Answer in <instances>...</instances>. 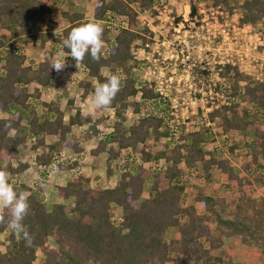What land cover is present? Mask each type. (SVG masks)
<instances>
[{
    "label": "trees",
    "instance_id": "1",
    "mask_svg": "<svg viewBox=\"0 0 264 264\" xmlns=\"http://www.w3.org/2000/svg\"><path fill=\"white\" fill-rule=\"evenodd\" d=\"M57 1L59 4H53L69 25L53 33L46 29L52 9L44 0H0V162L8 159L5 171L14 189L30 193V209L23 224L33 237V245L26 247L22 234L16 236L6 224H0V264H224L222 238L231 237L258 249L264 257V195L258 200L251 191L249 176L235 174L221 149L214 146L216 135L218 139L253 132V138L243 143L249 156L244 168L264 186V78L254 81L236 66H221L219 78L227 82L228 103L206 114L210 126L203 124L176 142L167 132V115L160 107L165 104L157 100L147 83L131 75L137 67L131 51L134 43L148 41L140 32L152 36L148 28L139 29L138 13L152 11L157 0H87L95 4L93 21L101 22L104 28V50L99 62L89 54L78 69L71 57L66 58L74 72L84 75L76 82L81 91L79 102L94 93L97 82H105L111 74L120 77V91L111 109H96L98 116L92 123L93 114L82 110L75 100H46L47 89L61 72L51 69L49 57L60 50L72 28L84 23L82 13L64 8V3L73 6L78 0ZM198 1L189 0L190 16L196 14ZM202 1L206 7L224 6L229 12L236 2ZM239 10L241 24L264 26V0H243ZM115 18L125 25L107 29L105 24ZM261 36L264 39V31ZM37 42L41 60L28 63L23 46ZM103 68L109 75H103ZM243 104L252 105L254 111L239 109ZM145 105L156 112L142 113ZM128 113L134 120L125 128ZM6 124L11 127L6 128ZM84 124H88V138L101 135L89 151L67 140L74 127ZM57 146L71 149L75 159H59L60 152L53 153ZM19 148L32 152L33 162L41 168L55 164L59 172L75 174L68 184L57 187V199L50 211L46 210L41 188V182L46 184L44 173L33 185L22 180L29 162L18 161ZM103 153L107 154V177L112 176L116 161H123L120 179L113 187L91 186L89 176L79 170L77 160L83 155L96 161ZM259 162L258 170L249 169ZM182 164L199 166V176L206 181L219 172L234 185L225 187L232 189L231 196L188 192ZM150 176L151 196L140 201ZM69 199L73 200L71 208L58 202ZM113 206L121 209L119 221L113 218ZM4 215L7 218L10 210ZM171 228L176 229L177 238L166 242Z\"/></svg>",
    "mask_w": 264,
    "mask_h": 264
},
{
    "label": "rangeland",
    "instance_id": "2",
    "mask_svg": "<svg viewBox=\"0 0 264 264\" xmlns=\"http://www.w3.org/2000/svg\"><path fill=\"white\" fill-rule=\"evenodd\" d=\"M243 0H236V2H233L230 7L233 8L231 12L224 6H220L223 13V17L226 15H232L234 11L237 13L240 12L239 5L242 3ZM162 3L167 6L168 12H170V15H183L185 13V10L187 9V5H189V0H157L156 3ZM79 3V2H78ZM77 2L72 6L68 3L64 4V7H70L71 11H77L80 13H83L84 16L87 18H90L92 14V10L94 9V2H88V6H83L80 3ZM203 3V1H202ZM208 8V7H207ZM214 10L215 7H214ZM53 15L50 17V21L47 22L49 24L46 25V29H50L53 32L59 33L61 29L66 27L67 22L63 21V19H60L58 14V7H53ZM56 13V15H55ZM148 19V18H147ZM230 20V19H228ZM93 21V19H88L86 22ZM54 22V25H53ZM107 26V29H114L116 27H122L125 25V22L122 21V19L115 18L112 19L109 23L105 24ZM154 25V24H153ZM253 32H257L260 35V32L264 31V26H261V24H256L252 27ZM57 30V31H56ZM158 36L159 33H156ZM49 45V44H48ZM231 46V47H229ZM233 43H229L226 47H223V51H227L229 54H232L234 52L232 49L234 48ZM218 47V46H217ZM206 49V46H204ZM225 48V49H224ZM227 48V49H226ZM240 51V46L238 47ZM23 49L27 55V62L28 63H36L40 59L39 54H41V51L39 49L38 43L33 44V46L29 45L28 50L26 46H23ZM221 49V47H219ZM104 50V48L102 49ZM208 54V53H207ZM256 57V61L251 64L252 69L257 70L259 73L262 74V77L264 78V51L261 47L256 50L254 53ZM209 62H211V57L209 54L207 55ZM137 67L134 68L131 72V75L136 78V80L142 84L143 78L142 75L144 73V70L146 69V65H142V63H139L138 60L133 59ZM67 62V59H66ZM167 65V64H166ZM165 65V66H166ZM215 68L214 71L206 72L203 75H198L195 70L192 69H185L181 70L182 68L179 67L176 71L177 74L173 75L172 77V84L170 85V88L167 90V95L169 96L165 100L160 98L159 95H157V100L162 101L165 105L161 104V109H164L166 115H167V132L168 134L172 135L174 137V141L177 142V139L181 136L186 135L187 133L194 132L198 130L203 124L210 126V124H206V117L207 113L211 110L217 109V105L227 104L229 101V95L230 92L227 90V82L223 81L219 78L221 70L218 68V64L213 65ZM194 71L192 73V71ZM168 69H165L163 72V75L167 78L169 75ZM103 75L107 76L109 75L108 69L104 68L102 70ZM247 75V74H245ZM255 75V73H254ZM83 73L81 72H74L71 67L66 63V67L64 70H62L57 76L54 83H52L47 89V95L46 100L50 99H61V97H64L65 99L69 100H75L77 103H80L79 100L81 98V91L78 89L76 82L81 80L83 78ZM248 76V75H247ZM249 79L254 80L252 76ZM179 80V83H178ZM199 80H202V83L199 82ZM255 81V80H254ZM247 82V81H245ZM243 82L242 84H245ZM196 85V86H195ZM226 86V87H225ZM59 88V89H58ZM150 88V87H149ZM217 88H220L217 90ZM226 88V89H225ZM150 89L153 90L154 93H156L151 87ZM82 110H84L86 113L93 114L92 115V123H94L96 119V109H93L91 107V103L89 101V97L87 99L80 103ZM247 109L248 111H254L252 105L243 104L240 105L239 109ZM148 112H156L151 106L145 105V107L142 109V113H148ZM37 113L40 115L41 111L38 110ZM98 116V115H97ZM134 120V116L131 114H127V119L124 122V127L127 128L131 125V123ZM96 124V122H95ZM105 126V125H104ZM212 131L215 132V127L213 128V125H211ZM80 128L78 130H75L73 136L69 135L68 139L76 141L80 140L78 138L80 135H82V131L86 132L87 128ZM97 129V128H96ZM100 130V129H97ZM96 130V131H97ZM104 130V129H103ZM100 134L96 136L93 134V136L90 137V141L87 142L86 150L89 151L93 147L97 145V141ZM253 132H239L235 134H228L224 137L218 138L216 135V143L214 144L215 147H218L223 152L224 158L228 160L230 166L232 167V170L235 174L241 177H248L252 183L251 191L256 195V197L261 198L264 195V186L263 184L258 181L257 179L252 178L250 175L246 173V170L244 166L246 165L249 156L248 154H245V149L243 146V143L253 138ZM75 137V138H74ZM78 138V139H77ZM237 145V146H236ZM231 148H233V153H231ZM21 149V156L18 161L20 162H29V168L22 174V180L28 185H33L35 183L39 182V175L41 173H44V177L42 180L46 182L47 192L48 195L45 196V207L47 211H50L51 206L55 202L56 196V189L59 186H65L68 184L75 176L72 172H59L57 171L55 174L50 175V166H47L46 168H41L39 166H35L34 160V154L32 152H27L26 150ZM41 152L43 150H40ZM45 152V151H43ZM60 152L59 159H68L72 160L75 159L72 158V150L66 149L60 146H57L53 153L56 155V153ZM236 154L238 156H236ZM107 157L106 153L101 154V159L94 161L93 158H90L88 155H83L82 158L78 159L79 163V170L80 173L86 177L89 176L90 179V185H94V183H98L101 185H106L108 187H113L117 184V182L120 179V166L123 165V161L118 159L113 167V174L112 179L110 177L106 176V162L105 158ZM8 163V159L4 158L0 162V168L5 170L6 165ZM262 162H259V164H254L249 167L250 170H258L260 168ZM181 171L183 174V179L186 181V183H189L187 185V191L193 192L194 194L198 193H209L214 196H223V197H230L231 196V190H227L226 185H232L227 181L225 176L217 172V175L213 174L211 176V179L209 181H206L204 178L199 176L200 169L199 166L195 165L192 168L187 167L186 165H181ZM157 173L156 171L152 172ZM94 177L96 179H94ZM264 178V177H263ZM264 180V179H263ZM152 184V178L151 176L146 179V182L143 187V191L140 197V201H143L151 196L150 192V186ZM234 186V185H232ZM72 199L69 200H58L59 203L66 205L67 207H72ZM196 210L198 213L202 212V208L199 204H195ZM112 214L113 218L116 221H119L121 219V209L118 207L113 206L112 207ZM177 238V231L175 228H171L167 231L165 241L169 242L170 240ZM0 239L2 240L3 237L0 235ZM51 246H53L52 243H50ZM220 255L223 258L224 264H237V263H243V264H264V257L260 254V251L256 248H249L246 245L242 244L240 239L237 238H222V248L220 251Z\"/></svg>",
    "mask_w": 264,
    "mask_h": 264
},
{
    "label": "built area",
    "instance_id": "3",
    "mask_svg": "<svg viewBox=\"0 0 264 264\" xmlns=\"http://www.w3.org/2000/svg\"><path fill=\"white\" fill-rule=\"evenodd\" d=\"M186 7L183 15H170L167 6L162 3L156 4L152 11L138 13L139 29L148 28L152 36L140 32L148 41L137 40L131 51L135 60L146 65L143 82L153 87L156 95L163 100L169 97L166 92L179 67L181 70H195L201 76L214 71L217 67L213 65L218 64L221 70V66L231 64L255 81L263 79L251 64L256 61V50L261 47L264 51V39L261 32L260 35L253 32L252 25L240 23L243 17L241 12L234 11L231 16L223 17L220 6L214 10V7L207 8L199 0L196 14L190 16V6ZM230 42L235 45L232 54L223 51V47ZM238 45L242 51L237 48ZM207 53L212 56L211 62ZM165 69L169 70L167 78L163 75ZM199 82L202 83V80Z\"/></svg>",
    "mask_w": 264,
    "mask_h": 264
},
{
    "label": "clouds",
    "instance_id": "4",
    "mask_svg": "<svg viewBox=\"0 0 264 264\" xmlns=\"http://www.w3.org/2000/svg\"><path fill=\"white\" fill-rule=\"evenodd\" d=\"M103 35L104 28L99 21H90L72 28L61 42L60 50L54 56L49 57L51 69H55L57 72L64 70L67 57H71L75 61L77 69L83 64L85 56L89 54L93 61L99 62L104 47ZM64 49L68 51H64ZM119 91L120 77L116 74L109 75L105 82L95 84L94 93L89 97L91 107L110 110ZM5 127L10 128L11 125L6 124ZM57 171V166L52 164L50 175ZM41 188L44 189L43 194L47 196L46 184L41 182ZM29 195L30 193L24 191L18 193L9 183V173L0 168V224H6L16 236L22 234L26 247L33 245V237L23 224L30 209ZM6 209L10 210V215L7 218L4 215Z\"/></svg>",
    "mask_w": 264,
    "mask_h": 264
},
{
    "label": "crops",
    "instance_id": "5",
    "mask_svg": "<svg viewBox=\"0 0 264 264\" xmlns=\"http://www.w3.org/2000/svg\"><path fill=\"white\" fill-rule=\"evenodd\" d=\"M44 2H45L46 5H47L48 7H50L52 10H53V7L56 6L55 3H58V4H59L58 1L56 2V0H44ZM53 2H55V3L53 4ZM78 2H79L81 5H83V6H84V5H85V6H88V2H93V1H87V0L80 1V0H78L77 3H78ZM79 3H78V4H79ZM64 4H65V3H64ZM93 7H94V6H93ZM64 8H65V7H64ZM92 11H93V10H92ZM75 12H77V11H75ZM78 13H80V12H78ZM58 14H59L60 19H63V21H66V22H67V25H66V27H67V26L69 25L68 21L60 15L59 11H58ZM82 14H83V13H82ZM52 15H53V11H52L51 16H52ZM55 15H56V13H55ZM83 15H84V14H83ZM51 16H50V17H51ZM50 17H49L48 21L51 20ZM88 19H92V16H90V18H87L86 16H84V20H83V22H86ZM47 24H49V23L46 22V25H47ZM53 25H54V22H53ZM66 27H64V28H66ZM64 28H63V29H64ZM47 30L50 31V32H53V31H51L50 29H47ZM53 33H55V32H53ZM37 43H38V42H37ZM35 44H36V43H35ZM31 46H33V45H31ZM38 46H39V43H38ZM28 47H29V45L26 46L27 50H28ZM26 56H27V55H26ZM39 56H40V59L38 60V62L41 60V54H39ZM103 69H104V68H103ZM103 69H102V70H103ZM58 74H59V73H58ZM58 74H57V75H58ZM57 75H56V76H57ZM55 80H56V77H55V79H54L53 81L55 82ZM53 81H52V83H54ZM52 83H51V84H52ZM58 89H59V88H58ZM53 100H58V99H53ZM61 100H62V102L70 101L69 99H65L64 97H61ZM72 114H73V112H72ZM67 118H68V115H66L64 119L67 120ZM81 127H82V128H85V129L87 128V131H88V124H84V125H81V126H76V127H74V128L72 129V132H71L70 134L67 135V140H70V139H68V136H69V135L73 136L74 134H76V133H74V131L80 129ZM85 129H84V130H85ZM87 131H86V132H87ZM75 132H76V131H75ZM86 132L82 131V132H81L82 135H80V136L78 137V138H80V140H76V141H74V142L78 143V145H79L80 147H82V148L84 149V151H87L85 145L87 144V142L90 141V140H89L90 138H88V137L86 136ZM74 138H75V137H74ZM78 138H77V139H78ZM95 147H96V146H95ZM95 147H93V148H95ZM93 148H92V149H93ZM21 149H22V148H19V149H18V151H19V158L22 157V156H21ZM22 150H23V149H22ZM39 150H41V148H39ZM90 150H91V149H90ZM23 152H24V151H23ZM90 158H91V157H90ZM106 158H107V157H106ZM106 158H105V159H106ZM99 159H101V155L99 156L98 160H99ZM35 166H37V165L35 164ZM110 178L112 179V176H111ZM55 199H57V198H55ZM51 207H52V206H51ZM50 210H51V208H50ZM231 238H233V237H231Z\"/></svg>",
    "mask_w": 264,
    "mask_h": 264
}]
</instances>
